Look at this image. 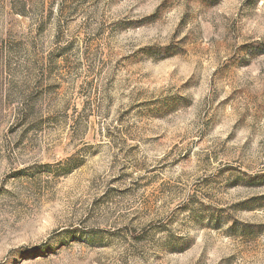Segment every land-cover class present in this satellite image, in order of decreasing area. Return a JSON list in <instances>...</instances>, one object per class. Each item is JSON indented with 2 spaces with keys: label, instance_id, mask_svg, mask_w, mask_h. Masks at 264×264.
<instances>
[{
  "label": "rangeland",
  "instance_id": "374dc122",
  "mask_svg": "<svg viewBox=\"0 0 264 264\" xmlns=\"http://www.w3.org/2000/svg\"><path fill=\"white\" fill-rule=\"evenodd\" d=\"M0 264H264V0H0Z\"/></svg>",
  "mask_w": 264,
  "mask_h": 264
}]
</instances>
